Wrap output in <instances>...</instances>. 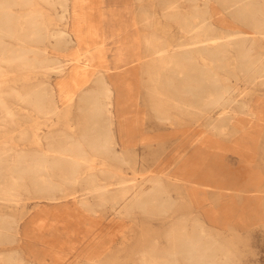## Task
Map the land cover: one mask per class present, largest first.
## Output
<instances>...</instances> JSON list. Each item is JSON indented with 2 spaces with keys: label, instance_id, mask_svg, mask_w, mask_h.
<instances>
[{
  "label": "rangeland",
  "instance_id": "374dc122",
  "mask_svg": "<svg viewBox=\"0 0 264 264\" xmlns=\"http://www.w3.org/2000/svg\"><path fill=\"white\" fill-rule=\"evenodd\" d=\"M106 1L113 5L107 10ZM257 1L264 7V0ZM175 4L187 3L68 0V11L62 9L61 0L12 6L15 14L46 26L44 40L20 43L59 57L63 70L2 67L0 97L13 115L0 120V149L53 154L45 137H79L85 124L81 95L94 91L98 77L103 76L113 92L101 99L110 118L113 148L121 160L86 148L87 160L72 184L66 182L65 168L50 170L47 176L63 188L56 200L26 181L28 190H21L18 207L0 203V215L10 222L9 237L0 240V256L13 252L23 260L19 264H150L151 258L173 248L170 234L192 230L194 222L203 219L204 229L215 234L231 264H264V84L260 85V77L251 83L239 72V78L226 79L225 69H215L221 81L233 87L236 99L248 100L252 110L251 114L231 111L222 127L219 121L210 124L208 113L198 107L184 106L193 102L190 96L161 87L158 78L168 76L173 55L183 47H195L199 34L189 26L199 17L173 15ZM199 4L211 24L210 33L244 37L249 57L258 59L255 64H264L263 28L257 31L229 13L219 0ZM116 5L128 10L119 12L122 8L116 10ZM73 23L74 31H80L88 44L58 45L52 34L70 32L75 38ZM98 41L100 47L91 45ZM235 54L236 49L230 48V67L237 66ZM173 85L180 87V80L174 78ZM34 90L48 92L54 111L39 114L22 101V95ZM155 176L173 201L166 215L137 208L118 212L126 197L116 196L121 205H113L112 198L101 204L100 197L90 191L94 181L117 195L123 193L120 187H125V193L140 192ZM83 199L94 206L84 205ZM143 255L146 263L140 261Z\"/></svg>",
  "mask_w": 264,
  "mask_h": 264
},
{
  "label": "bare ground",
  "instance_id": "6f19581e",
  "mask_svg": "<svg viewBox=\"0 0 264 264\" xmlns=\"http://www.w3.org/2000/svg\"><path fill=\"white\" fill-rule=\"evenodd\" d=\"M30 1H0V73H2L4 65L11 64L55 69L53 72L61 73L63 62L59 57L46 56L40 49L23 46L20 43L28 39L42 41L46 36L44 33L46 29L44 23L33 17L15 14L12 9L13 5L22 4L25 6ZM199 1L185 0L186 5L175 4L171 7L173 15L179 14L182 18L186 19L199 17V22L189 21L190 25L188 23L192 29L197 28L199 34H197L196 41L194 40L193 42L196 44L195 47H183L173 55L172 64L168 67V76L160 80L158 78V82L161 87L174 90L177 94L190 96L193 102L183 103L184 106L198 107L202 112L208 113L206 117L210 120V124L214 125L216 124L215 121H219V127H222L226 119L231 115V111L240 110L251 114L252 110L250 108L251 103L248 100L236 99L233 87L225 85L221 81L220 74L215 69H225L226 79L228 77L239 78L241 76L239 73H242L243 77L249 82L256 84V79L260 77L261 81L259 83L262 85L264 84V64H255L258 62V59H251L249 57L248 52L250 48L246 46L244 37L237 35L230 38L231 34L228 32L222 34L210 33L211 24L202 15L205 9L201 7ZM219 1L225 4V9L229 13L252 25L257 31L261 32V29H264V7L259 1ZM61 2L63 3L62 9L68 11V0H61ZM109 2L106 1L105 10L113 6L109 5ZM114 9H121L118 10L119 12L128 10L124 5H116ZM22 18H24L23 21ZM60 20L62 19L60 18ZM71 28L75 38H72L70 32L66 33L62 31L52 34L58 45L72 42H79L84 45L88 44L84 42L85 40L82 38L83 36L80 31H74V23L71 25ZM6 38H13L15 40L14 44L8 42ZM91 45L96 48L97 46L100 47V41ZM230 48L236 49V54L234 55V61L238 62L236 67H230L232 64L231 58L228 56ZM194 51L200 54L201 62L198 64L195 62ZM29 53H32V55H29ZM174 78L180 80V87L177 88L173 85ZM97 83L98 86L94 91L90 90L81 95V100L83 101L80 110L84 113L85 124L79 137L63 136L54 140L50 136L45 137L48 141V146L54 149L55 153L53 154H49L46 151L27 153L18 149L13 152L0 149L1 204L18 207L21 200L20 196L22 195L21 190H28L26 181H31L33 189L41 192L48 199L56 200L57 192L63 188L49 178L47 174L54 168H65L69 172L66 182H69V184L74 183L76 181V174L87 160L86 148H90L98 154H104L113 159L121 160L120 154L113 148L110 118L106 114L105 102L101 99V95L112 93L113 91L109 85H106L103 76L98 77ZM21 99L26 104L33 106L39 114L45 115L55 109L49 101L46 90H34L27 95H22ZM247 107L248 109L245 110ZM214 111L219 113L218 116L214 117L211 114ZM0 112L2 113V116H0V120L2 121L5 116L12 117L13 115V112L1 97ZM147 181L150 183L149 187L141 189L142 187L140 186V192L125 193V187H120V191L123 192L120 195L107 189L105 185L94 184V181H91L90 191L100 197L101 204H105L112 198L113 205H117L118 203L121 205V202L115 200L116 196L126 197L122 198L124 203L118 212L129 213L133 208H137L142 212L166 215L172 205V199L164 192L163 185L157 176ZM95 194L91 195L95 196ZM81 203L90 207L94 206L89 199H83ZM203 221V219L195 221L192 230L184 228L170 234L174 240L173 248L165 251L157 258H151L148 263L231 264L228 254L222 252L221 245L215 234L204 229L203 224H201ZM9 227L10 222L0 215V240H5L9 237ZM21 261L23 260L19 259L13 252L0 256V264H19ZM140 261L146 263L148 260L143 255Z\"/></svg>",
  "mask_w": 264,
  "mask_h": 264
}]
</instances>
